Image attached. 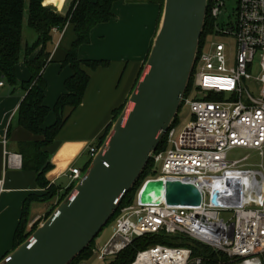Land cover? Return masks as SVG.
Returning <instances> with one entry per match:
<instances>
[{
	"label": "built area",
	"instance_id": "2783aa9c",
	"mask_svg": "<svg viewBox=\"0 0 264 264\" xmlns=\"http://www.w3.org/2000/svg\"><path fill=\"white\" fill-rule=\"evenodd\" d=\"M225 1H209L211 34L232 35L235 42H205L196 60L194 88L183 103L189 107L191 119L180 134L171 127L164 147H158L151 157L158 173L154 178L197 184L203 196L201 205L137 201L124 206L108 241L92 247L91 259L109 260L136 237L165 233L185 234L209 245L226 254L228 264H264V0H237L233 17ZM44 4L52 7L55 3L45 0ZM224 13L230 19L221 24ZM233 148L249 149L259 160L247 161V156L230 160ZM99 149L90 148L92 158ZM83 174L80 168H71L69 176L77 181ZM227 177L232 178L231 185H227ZM215 188L231 191L223 195L220 206L211 201ZM91 259L79 264H89ZM203 261L190 248L156 244L138 251L128 264Z\"/></svg>",
	"mask_w": 264,
	"mask_h": 264
},
{
	"label": "water",
	"instance_id": "95a60500",
	"mask_svg": "<svg viewBox=\"0 0 264 264\" xmlns=\"http://www.w3.org/2000/svg\"><path fill=\"white\" fill-rule=\"evenodd\" d=\"M210 0H164L160 21L124 111L83 176L55 211L41 220L0 264H71L99 236L136 185L152 154L177 119L195 70ZM227 185L232 178H226ZM229 188H215L212 203ZM202 191L180 179L149 178L139 191L142 204L199 206Z\"/></svg>",
	"mask_w": 264,
	"mask_h": 264
},
{
	"label": "crops",
	"instance_id": "0c3cea01",
	"mask_svg": "<svg viewBox=\"0 0 264 264\" xmlns=\"http://www.w3.org/2000/svg\"><path fill=\"white\" fill-rule=\"evenodd\" d=\"M71 1L50 0L55 3L52 7L61 14L68 12ZM113 11L114 17L98 24L91 32V41L79 49L81 58L108 60L109 65L88 69L90 82L82 104L72 112L56 139L42 148L49 154L52 164L44 175L45 186L38 181L37 169L43 157L38 155L35 147L44 136L18 123V110L27 94L20 83L31 77L24 55L16 67L19 84H7L0 71V82H3L0 84V260L14 249L15 233L23 220L26 200L37 197L31 201V210L37 202L55 199L53 206L39 210L34 216H30L29 210L27 230H30L32 223H38L40 217H46L50 209L60 203L63 191L59 181L63 177L72 179L69 176L71 168L83 170L86 167L91 158L90 148L98 147L99 139L113 122V111L129 100L140 71L143 66L145 68L158 28L161 3L157 0H120ZM74 39L75 32L70 25L64 32L54 33L51 57L42 71L47 82L45 105L51 109L43 128L55 123L57 117L53 108L66 91V79L73 74L71 67L63 66L62 61ZM51 185L58 188L54 196L48 195Z\"/></svg>",
	"mask_w": 264,
	"mask_h": 264
},
{
	"label": "trees",
	"instance_id": "16d2710c",
	"mask_svg": "<svg viewBox=\"0 0 264 264\" xmlns=\"http://www.w3.org/2000/svg\"><path fill=\"white\" fill-rule=\"evenodd\" d=\"M46 1L50 2V0ZM118 1L120 0H72L68 12L66 14H61L53 7L45 5V0H0V71L8 83L13 85L19 84L16 67L23 59L24 55L31 77L29 80L20 83L27 94L18 110V123L33 133L44 136L43 141L35 144L38 155L43 157L42 164L39 165L40 167L37 169L39 171V184L43 186L47 185V180L44 175L52 168V164L49 154L47 151H43L42 148L51 144L56 139L57 135L66 125L72 112L82 104L90 82V73L88 69L95 70L100 66L109 65L108 60L81 58L79 49L83 44L91 41V32L98 24L109 22L114 17L115 14L113 9L115 3ZM157 1L161 3L162 13L164 0ZM209 10L210 6L208 5L206 23L200 40V50L205 45L208 35L213 32V22L210 20ZM25 12H28V26L37 34V39L32 44H24L23 42ZM67 24L73 27L75 39L70 49L67 51L62 64L63 66L69 65L73 74L66 79L64 83L66 91L60 95L53 108L57 117L55 123L47 128H43L42 125L51 112V109L45 105L47 82L42 71L51 57V46L54 43L55 33L53 28L59 26L60 31L57 33L60 34ZM36 51V55L33 58H29ZM143 70L144 66L140 71L138 80ZM193 88L194 73L191 77L186 97L192 92ZM124 106L125 105H122L120 108L113 111V120L117 119L119 112H121ZM177 121L178 116L172 127L175 126ZM112 125L113 123L109 124L105 135L99 139L98 148L105 142ZM164 143L165 139L159 146V149L164 147ZM91 161L92 159H90L83 169L84 171H86ZM157 174L151 159L136 185L126 194L120 208L108 225L114 223L122 207L132 205L136 202V196L139 194L144 182L149 178L156 177ZM73 187L74 184L68 187L65 193L60 195L61 198L59 202L71 192ZM57 191L58 188L51 185L48 195L54 196L57 194ZM35 199H37V197H31L25 202L23 220L15 233L14 248L28 239L39 224V222L35 223L32 229L27 230L29 220L27 215L30 210L31 201ZM54 208L48 212L45 218L50 216ZM156 244L190 248L192 249L193 256L204 257L202 264H228L227 255L223 252L215 251L209 245L192 239L185 234L167 235L165 233L136 237L126 249L112 256L108 264H128L135 259L138 251ZM93 245H95V240L71 264H79L83 260L91 259V249L94 247Z\"/></svg>",
	"mask_w": 264,
	"mask_h": 264
},
{
	"label": "rangeland",
	"instance_id": "374dc122",
	"mask_svg": "<svg viewBox=\"0 0 264 264\" xmlns=\"http://www.w3.org/2000/svg\"><path fill=\"white\" fill-rule=\"evenodd\" d=\"M225 3H226L227 12L233 17L234 11H235V9L237 7V0H226ZM67 7H66V9H64V13L67 12ZM230 15H227L226 13H224L223 15L220 16L219 22L221 24H225L227 21H229ZM36 39H37V34L32 28H30L28 26V12H25V22H24V30H23V42H24V44H26V43L32 44ZM66 40H67V36H66L65 41ZM206 40H207L206 41V45H208L212 40L213 41L214 40L215 41L221 40V41H223V42H225L227 44L228 43L234 44V42H235L234 37L232 35L220 36V35L209 34ZM4 81L7 84H10V83L7 82L6 79H4ZM130 105H131V102H129V100H128L125 103L124 108L121 110V112H119L117 118L124 111L127 112V110L129 109ZM190 119H191V113H190L189 107L187 105H183L181 107V110L179 111L178 121L175 124V128H176L177 134H180V132L184 129L185 125L190 121ZM114 122H115V119L113 120L112 123H114ZM110 132H111V129H110ZM110 132H109V134H110ZM109 134H108V136H109ZM108 136L106 137V139L108 138ZM228 156H229L230 160H237V159H241V158L246 157V156L248 157L247 161H258L259 160V158H258V156L256 155L255 152H252L251 150L246 149V148H233L232 150L229 151ZM90 159H92V156H91ZM78 164L82 165V163H78ZM77 182L78 181L69 179L68 177H63L59 181V186L61 187L63 193H65L66 190L68 189V187H70L73 183L76 184ZM137 196H136V202L135 203H137V201H138V197ZM54 200H55L54 198H51V199H49L47 201H42V202L35 203V205L33 207H31L30 216H34V214H36L39 210H45V209L53 206L54 205ZM56 207L57 206H55V208L53 207L54 210L51 212V214L55 211ZM112 233H113V223H111L109 225H106L104 227V229L101 231L99 236L95 239V245H93V246H98V247L101 246L102 247L108 241V239L110 238ZM263 258H264V256H263ZM110 260H111V258H109V260H106V261H101V260H98L96 258H92L89 264H107L108 262H110Z\"/></svg>",
	"mask_w": 264,
	"mask_h": 264
},
{
	"label": "bare ground",
	"instance_id": "6f19581e",
	"mask_svg": "<svg viewBox=\"0 0 264 264\" xmlns=\"http://www.w3.org/2000/svg\"><path fill=\"white\" fill-rule=\"evenodd\" d=\"M148 180V179H147Z\"/></svg>",
	"mask_w": 264,
	"mask_h": 264
}]
</instances>
